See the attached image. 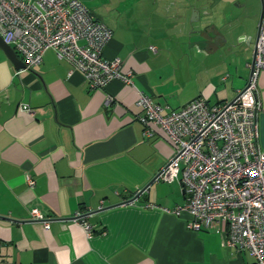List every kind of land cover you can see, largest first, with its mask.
Segmentation results:
<instances>
[{
  "label": "crops",
  "instance_id": "obj_1",
  "mask_svg": "<svg viewBox=\"0 0 264 264\" xmlns=\"http://www.w3.org/2000/svg\"><path fill=\"white\" fill-rule=\"evenodd\" d=\"M90 1L81 0L112 31L102 56L119 59L131 84L90 90L51 49L18 70L0 48V264H255L222 230L195 232L187 214L162 211L186 203L178 180L155 181L176 147L158 126L143 137L135 104L140 92L169 110L198 96L233 100L249 77L261 0H118L101 11ZM257 90L264 151V71ZM76 211L92 236L71 221Z\"/></svg>",
  "mask_w": 264,
  "mask_h": 264
},
{
  "label": "built area",
  "instance_id": "obj_2",
  "mask_svg": "<svg viewBox=\"0 0 264 264\" xmlns=\"http://www.w3.org/2000/svg\"><path fill=\"white\" fill-rule=\"evenodd\" d=\"M0 37L28 70L51 49L58 60L81 74L90 90L102 89L115 79L132 83L130 72L121 73L119 59L102 56L112 31L81 0H0ZM248 68L246 86L229 102L209 104L198 96L178 110H169L140 92L135 105L143 137L151 138L152 126H158L176 147L155 181L178 180L186 203L162 211L175 217L187 214L188 228L195 232L222 230L227 247L248 252L255 264H264V151L258 144L257 90L264 71V0ZM112 102L107 97L105 107ZM25 181L34 188L32 176L26 174ZM87 216L76 211L71 221L90 237L93 227ZM30 219L49 227L50 221L37 209L30 211Z\"/></svg>",
  "mask_w": 264,
  "mask_h": 264
},
{
  "label": "water",
  "instance_id": "obj_3",
  "mask_svg": "<svg viewBox=\"0 0 264 264\" xmlns=\"http://www.w3.org/2000/svg\"><path fill=\"white\" fill-rule=\"evenodd\" d=\"M194 14H196V12L192 11V17H193ZM204 31L205 30L194 31L193 34H198V35L201 36L202 32H204ZM0 48L3 50L4 54L6 55V57L10 60V62L13 64V66L16 69L19 70L21 68H26V66L23 63V61L18 57V55L14 52V50L2 40L1 37H0ZM145 189L146 188L141 190L139 192V194L143 193L145 191Z\"/></svg>",
  "mask_w": 264,
  "mask_h": 264
},
{
  "label": "rangeland",
  "instance_id": "obj_4",
  "mask_svg": "<svg viewBox=\"0 0 264 264\" xmlns=\"http://www.w3.org/2000/svg\"><path fill=\"white\" fill-rule=\"evenodd\" d=\"M91 3H93V7L98 10H109V8H114L117 6L118 0H91ZM123 2H127L128 4H132V0H123ZM142 0H139V3H137L139 6L141 5ZM89 3V2H88Z\"/></svg>",
  "mask_w": 264,
  "mask_h": 264
}]
</instances>
